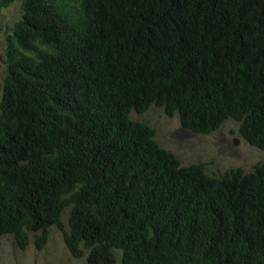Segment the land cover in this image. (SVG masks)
<instances>
[{"label": "trees", "instance_id": "obj_1", "mask_svg": "<svg viewBox=\"0 0 264 264\" xmlns=\"http://www.w3.org/2000/svg\"><path fill=\"white\" fill-rule=\"evenodd\" d=\"M19 9L4 35L0 238L42 250L54 227L86 264H264V160L208 175L130 117L156 106L199 135L232 120L264 152V0Z\"/></svg>", "mask_w": 264, "mask_h": 264}, {"label": "rangeland", "instance_id": "obj_2", "mask_svg": "<svg viewBox=\"0 0 264 264\" xmlns=\"http://www.w3.org/2000/svg\"><path fill=\"white\" fill-rule=\"evenodd\" d=\"M20 0L14 2L0 13V96L4 77V35L10 31L20 13ZM133 120L148 124L155 134L159 145L173 153L182 165L204 163L208 175H219L232 168L252 171L255 164L264 160V152L244 141L238 133V124L226 120L213 133L195 134L183 129L178 117L167 116L163 110L151 106L142 114L131 113ZM67 212L62 215L66 224ZM0 264H86L85 257L74 259L68 253L60 231L50 228L48 241L42 250H36L31 236L28 247L21 251L13 243L11 236L0 238ZM119 264V263H117Z\"/></svg>", "mask_w": 264, "mask_h": 264}]
</instances>
